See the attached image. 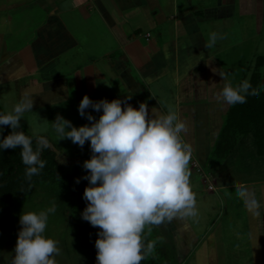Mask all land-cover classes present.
Returning <instances> with one entry per match:
<instances>
[{"label": "crops", "instance_id": "0c3cea01", "mask_svg": "<svg viewBox=\"0 0 264 264\" xmlns=\"http://www.w3.org/2000/svg\"><path fill=\"white\" fill-rule=\"evenodd\" d=\"M239 14L264 23V0H0V106L9 113L30 93L34 106L22 128L39 130L65 172L87 174L89 142L81 149L60 141L51 122L60 115L77 128L89 124L78 113L85 95L109 102L133 96L128 103L137 110L146 103L151 118L172 106L186 123L180 139L191 148L189 171L196 161L208 179L198 178L199 190L190 176L192 190L215 207L158 226L179 264H264V182L244 184L262 205L259 216L241 200L232 203L234 188H208L211 152L230 108L214 94L223 83H249L250 66L234 77L239 37L206 44L213 32L224 36L223 24Z\"/></svg>", "mask_w": 264, "mask_h": 264}, {"label": "clouds", "instance_id": "9594fccd", "mask_svg": "<svg viewBox=\"0 0 264 264\" xmlns=\"http://www.w3.org/2000/svg\"><path fill=\"white\" fill-rule=\"evenodd\" d=\"M224 38L213 32L206 47L211 48ZM220 75L224 81V74L220 72ZM250 88L247 81L236 88L223 83L214 98L228 106L244 104L249 95L258 98L256 93H249ZM132 98L93 101L85 95L78 113L89 124L77 128L60 115L51 122L60 141L71 140L81 149L89 142L92 155L82 164L88 174L76 183L88 181L83 193L87 206L81 218L100 229L95 241L96 264H141L156 247V241L145 243L146 227L150 231V226L199 215L190 184L191 148L180 139L182 133L188 132L186 123L172 106L166 115L151 118L148 105L140 103L137 110L128 103ZM33 106L34 98L25 91L11 112L0 113V151L21 148L28 181L45 168L46 162L40 159V154L49 146L38 129H33L35 150L32 138L24 131H17L22 127L23 116ZM87 109L102 111V115L97 119ZM154 111L155 108L151 110ZM5 126L11 129L6 137ZM235 196L250 215L261 214L260 201L246 185L236 186ZM56 211L53 202L39 213L22 212L11 264H56L60 249L55 240L45 236L49 216Z\"/></svg>", "mask_w": 264, "mask_h": 264}, {"label": "rangeland", "instance_id": "374dc122", "mask_svg": "<svg viewBox=\"0 0 264 264\" xmlns=\"http://www.w3.org/2000/svg\"><path fill=\"white\" fill-rule=\"evenodd\" d=\"M263 25L264 23L259 19H253L248 16L243 17V15L239 14L233 22L224 23L221 29V32L225 36L224 42L227 39L230 40L232 37L233 41L241 40L242 43L244 42V44H241L238 54H234V77L236 75L238 76L237 78L241 77L248 65L250 66L248 78L254 68L259 74L255 92L259 101L256 112L258 116H261L260 130L262 131V136L255 134V128H252L250 132L235 135V147L232 153L229 156H224L222 159H214L207 169L211 174L210 184L212 185V190L219 189V191H222L221 189L232 188L235 190V187L240 184L264 182V64L254 67L253 63L255 56L264 57ZM237 37L240 40H237ZM85 172L87 171L85 170ZM190 176L197 189L200 190L202 186L198 180L199 176L195 172H191ZM232 195L235 194L232 193ZM204 197L197 196V209L200 214L205 207H210V205L213 208L215 207V204L205 202ZM228 198L225 197V199L230 201ZM239 201L237 197L232 196V203L234 205L240 204ZM53 202L54 200L48 186L32 188L29 197L19 204L14 211L13 221L15 231L0 237V264H11L18 232L20 231L19 218L22 212L39 213L50 207ZM150 228V231L148 227L145 229H147L151 236H155L158 240L165 242L164 244L167 246L169 254L177 257L175 252L177 250L176 247L173 246L172 241H168L167 238L161 236V229H158V226H150ZM45 236L55 240L60 249L61 254L55 257L56 264H96V259L81 248L75 228L70 222L68 214L63 209H59L54 215L49 216ZM166 242L168 243L166 244ZM176 262L179 264V260Z\"/></svg>", "mask_w": 264, "mask_h": 264}, {"label": "trees", "instance_id": "16d2710c", "mask_svg": "<svg viewBox=\"0 0 264 264\" xmlns=\"http://www.w3.org/2000/svg\"><path fill=\"white\" fill-rule=\"evenodd\" d=\"M259 64H264V59H257L255 67ZM249 72L245 75L244 80L248 78ZM258 75L254 68L248 78L251 85L249 93H256ZM258 104L257 98L254 99L252 95H249L246 103L230 106L212 149L209 166L214 159H222L232 153L236 134L250 132L252 128H255V134L262 136L261 116H258L256 112ZM0 113L7 114L1 106ZM17 131H24L25 135L32 138V147L35 150L37 147L36 137L22 127ZM10 133L11 129L5 126L4 136L6 137ZM20 151L19 147L15 150L0 151V237L15 231L14 211L29 197L32 188L48 186L57 210L63 209L68 214L81 248L96 259L95 241L98 239L97 233L100 229L92 227L81 218V213L87 206V202L83 199V193L88 187V181L81 180L79 184L76 183L78 178L87 174L65 172L56 161L55 151L48 146L40 154V159L46 162L45 168L39 175L33 176L32 180L28 181L25 177L26 166L22 163ZM143 235L145 243L156 241V247L154 252L141 264H177L174 255L169 254L167 246L161 240L151 236L147 229Z\"/></svg>", "mask_w": 264, "mask_h": 264}, {"label": "built area", "instance_id": "2783aa9c", "mask_svg": "<svg viewBox=\"0 0 264 264\" xmlns=\"http://www.w3.org/2000/svg\"><path fill=\"white\" fill-rule=\"evenodd\" d=\"M149 34L146 35L147 38H149ZM191 166L193 168V170L195 171V173L204 180H208L206 174L204 173V171L201 169V167H199V165L196 163V161H192L191 162ZM212 186L209 185V189H211Z\"/></svg>", "mask_w": 264, "mask_h": 264}]
</instances>
